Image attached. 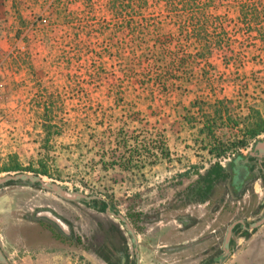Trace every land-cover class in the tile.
<instances>
[{"label": "rangeland", "instance_id": "374dc122", "mask_svg": "<svg viewBox=\"0 0 264 264\" xmlns=\"http://www.w3.org/2000/svg\"><path fill=\"white\" fill-rule=\"evenodd\" d=\"M141 1L0 0V177L104 199L132 228L141 264H207L232 222L264 216L258 188L232 193L227 181L198 202L209 169L231 171L264 139L248 136L257 121L264 129V0H215L195 26ZM46 207L73 226L72 243L32 222ZM89 207L29 181L1 186L6 264H105L95 248L117 250V225ZM222 264H264V226L237 237Z\"/></svg>", "mask_w": 264, "mask_h": 264}, {"label": "flooded vegetation", "instance_id": "af4514ba", "mask_svg": "<svg viewBox=\"0 0 264 264\" xmlns=\"http://www.w3.org/2000/svg\"><path fill=\"white\" fill-rule=\"evenodd\" d=\"M263 142L264 139L262 141L257 142L255 147L247 154V156L241 157V159H236V161L232 163L233 167L231 171H229L222 165H219V167H221L223 171H220L218 173L213 172L214 167L216 165L209 169L206 172L204 179L201 182V185L199 186L198 194L200 195V199L198 202L205 203L208 194H210L216 186L224 184L227 181L232 193L239 191V194L243 193L242 195H245V193H248L249 191L253 192L255 188H258L262 195V199L261 201H259V206H261V209L264 210V147H261ZM13 182L19 181H10L6 184ZM36 184L40 186L39 183ZM61 188L67 194L76 195L77 197L75 199H66L56 193H53L52 191H49L44 188L42 189H44L50 194L55 195L61 201H64L69 204L75 202H86L91 206V208H89L94 213L103 214L109 220H112L115 225H117V227L115 226V229H111L112 233H116L119 236L117 237V250L115 251L114 247L106 248L105 243L99 244L98 247L95 248V251H101L102 260L105 264H141V257L137 238L135 237V234L132 228L130 227L128 221L122 215L114 211L109 205V203L102 198L90 197L81 193H73L63 187ZM30 217L32 222L38 224L44 223L45 225L53 229L56 234L59 235L63 241H65V243L70 244L73 242V226L62 216V214H60L56 210L51 209L50 207L42 208L40 210L35 211V213H33ZM118 217H121V220ZM263 219L264 216L253 222H248L246 221V219H238L232 222L226 229L221 247H216V243H214L210 247L208 245L207 249L213 248L212 250H214V258L213 261H209L207 264H222L223 260H226L227 257L231 256L233 247L236 242V238L238 237L239 239H245L248 238L251 234L256 233L261 227L264 226V223L260 226L255 225ZM177 223H179V226H181L182 229L185 231L195 227V223L190 217L181 219L177 221ZM106 230L107 231H104L103 234L104 237H108L111 234L109 227ZM125 233L131 238V243L133 246L132 251L129 249ZM215 238H213V240ZM202 243L206 244V242ZM114 253H117L118 255V262L113 261L112 256L114 255ZM0 264H6V259L3 256L1 248Z\"/></svg>", "mask_w": 264, "mask_h": 264}, {"label": "trees", "instance_id": "16d2710c", "mask_svg": "<svg viewBox=\"0 0 264 264\" xmlns=\"http://www.w3.org/2000/svg\"><path fill=\"white\" fill-rule=\"evenodd\" d=\"M149 1L156 3V4H162L165 6L166 9L168 8H174V11L177 13L176 16H174V18H181V14H185L184 16L187 18V20L193 25H197V24H201L204 25V21H206L207 19H212V16L210 14V9L212 4L215 2V0H142L140 7L143 9L147 8V5H149ZM218 2H220L221 4H228L231 2H235V0L231 1V0H217ZM251 0H239L238 3L239 5L242 6V8H244L245 6H247V4L250 3ZM260 2V1H259ZM145 7V8H143ZM248 7V6H247ZM251 9H254L253 11L256 12L257 11V7H253V5L250 6ZM115 10H118V6L113 5L112 7ZM240 16V15H239ZM241 16L243 17V22L247 23V14H241ZM133 18V17H131ZM193 33H195V30L193 29ZM196 36V35H195ZM215 46H217V48L219 50H222V43H221V34L219 35L215 33ZM264 129L262 127V123L260 121H257L255 123L254 126H252L249 129V133L248 136L250 138H253L255 136H257L258 134H260L261 132H263ZM220 171H223V169L221 167H219V165H216L214 167L213 172L218 173ZM44 174V173H43Z\"/></svg>", "mask_w": 264, "mask_h": 264}, {"label": "water", "instance_id": "95a60500", "mask_svg": "<svg viewBox=\"0 0 264 264\" xmlns=\"http://www.w3.org/2000/svg\"><path fill=\"white\" fill-rule=\"evenodd\" d=\"M261 147H264V142L262 143ZM10 181H20V182L29 181L33 183H39L42 188L52 191L53 193H56L63 198L75 199L77 197L76 195L67 194L65 191H63L61 187L54 185V184L47 183L46 181L42 180L40 177H36V176L28 175V174H18L14 176L7 175L5 177H0V186ZM118 218L121 220V217H118ZM263 223H264V219L260 221L258 224H256L255 226H260ZM228 238H229V235H228ZM227 259H229V257H227L226 260Z\"/></svg>", "mask_w": 264, "mask_h": 264}]
</instances>
